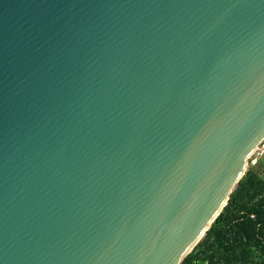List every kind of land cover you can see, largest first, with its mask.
Listing matches in <instances>:
<instances>
[{
    "label": "water",
    "instance_id": "1",
    "mask_svg": "<svg viewBox=\"0 0 264 264\" xmlns=\"http://www.w3.org/2000/svg\"><path fill=\"white\" fill-rule=\"evenodd\" d=\"M264 144V0H0V264H183Z\"/></svg>",
    "mask_w": 264,
    "mask_h": 264
},
{
    "label": "trees",
    "instance_id": "2",
    "mask_svg": "<svg viewBox=\"0 0 264 264\" xmlns=\"http://www.w3.org/2000/svg\"><path fill=\"white\" fill-rule=\"evenodd\" d=\"M263 170L261 159L251 164L223 212L183 264H264Z\"/></svg>",
    "mask_w": 264,
    "mask_h": 264
},
{
    "label": "rangeland",
    "instance_id": "3",
    "mask_svg": "<svg viewBox=\"0 0 264 264\" xmlns=\"http://www.w3.org/2000/svg\"><path fill=\"white\" fill-rule=\"evenodd\" d=\"M251 159H252L251 164H255L257 159H261L262 162H264V144L260 146V148L257 150V152L253 155Z\"/></svg>",
    "mask_w": 264,
    "mask_h": 264
}]
</instances>
